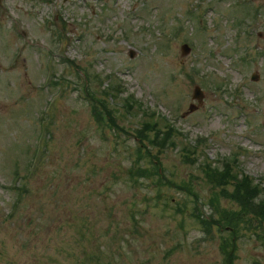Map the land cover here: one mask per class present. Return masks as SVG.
<instances>
[{"label":"rangeland","instance_id":"1","mask_svg":"<svg viewBox=\"0 0 264 264\" xmlns=\"http://www.w3.org/2000/svg\"><path fill=\"white\" fill-rule=\"evenodd\" d=\"M112 85L114 130L91 113ZM164 120L161 183L191 195L137 171L153 167L135 134L155 121L165 140ZM204 162L264 200V0H2L0 264H264V211L207 184ZM29 164L15 203L12 175Z\"/></svg>","mask_w":264,"mask_h":264},{"label":"trees","instance_id":"2","mask_svg":"<svg viewBox=\"0 0 264 264\" xmlns=\"http://www.w3.org/2000/svg\"><path fill=\"white\" fill-rule=\"evenodd\" d=\"M154 124H156V122H154ZM145 126H146L145 130L152 127V125H150L148 123H145ZM155 131H158V132L154 133L152 138L150 136L148 137L145 134H141L140 137L143 138V140L146 141L151 148H156V149L164 147V146H168L171 143V140L169 138L170 136L168 138H166L167 137V135H166V137H164L166 139L163 140V139H161L162 135L159 132V129H157ZM148 154H149V151L147 150V155ZM207 174H208L207 178L209 180H211L212 184H219V185H226L227 184V183L221 181V179H220L221 175L218 174L217 172L215 173V170L212 171V174L210 172H207ZM251 185H252L251 181H249L247 179H244L243 182H239L236 184L235 192L240 193V194H237L236 201L237 202L240 201L242 203L243 207H246L252 215H255L258 217L264 211V204L261 203L258 205L256 203H253L255 198L258 196L260 190L258 189V187L256 185L253 187H251ZM227 224L232 228L236 227V225L233 223V221H229V222H227Z\"/></svg>","mask_w":264,"mask_h":264},{"label":"water","instance_id":"3","mask_svg":"<svg viewBox=\"0 0 264 264\" xmlns=\"http://www.w3.org/2000/svg\"><path fill=\"white\" fill-rule=\"evenodd\" d=\"M189 52V49L186 47V46H183L182 47V54L185 55ZM193 98L195 99H198L200 102H201V99H202V95H201V92L198 88H196L194 90V95H193Z\"/></svg>","mask_w":264,"mask_h":264}]
</instances>
